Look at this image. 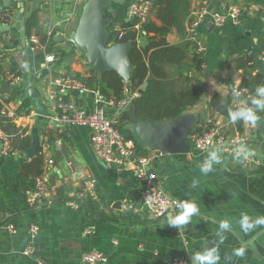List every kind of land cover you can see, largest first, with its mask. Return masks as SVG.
Returning <instances> with one entry per match:
<instances>
[{
    "label": "crops",
    "instance_id": "0c3cea01",
    "mask_svg": "<svg viewBox=\"0 0 264 264\" xmlns=\"http://www.w3.org/2000/svg\"><path fill=\"white\" fill-rule=\"evenodd\" d=\"M85 1L0 0V81L3 75L9 74L13 63L21 73L18 85H3L0 101L8 94L16 96L2 105L17 117L22 116L16 125L27 128L28 135H32L36 121L42 123L39 135L44 138L41 144L43 167L47 160L53 161L48 183L57 192L63 188L65 197L73 199L84 181L91 178L96 182L97 195L96 200H88L89 205L73 207L58 201L56 192L51 206L29 208L17 177L19 165L26 160L24 154L16 153L10 157L0 154V264H36V259L44 264H85L81 255L93 251L106 257L104 264H190V257L204 250L207 244L210 250H217L220 256L218 264H264V226H256L245 233L239 224L242 214L252 220L264 216L263 109H253L260 120L255 126L242 120V131L238 133L232 122L207 107L209 99L217 94L230 112L248 108L244 97L234 93L244 76L242 70L235 68L234 61L251 58L254 64L252 75L264 73V64L260 60L264 46V0H191V13L200 9L208 13L196 29L205 47L202 55L204 64L200 70L190 73L189 83L186 80L182 83L186 87L200 80L205 84V92L200 102L186 113L198 115L194 131L216 127L225 138L242 135L248 139L245 151L254 154L245 158L230 152L226 145H217L206 152L190 150L186 155H168L155 160L150 170L167 195L177 202H194L199 208L189 224L178 229L167 225V220L170 215L179 214V209L162 218H151L138 200L140 183L135 174L129 170L108 168L95 158L87 127L47 126L45 118L38 115L43 108L49 113L47 96L52 77L66 76L67 69L70 73L90 76L88 70L91 68L83 53L67 40L68 35L77 29ZM135 1L112 2L105 14L130 21L128 9ZM233 6L240 10L238 25L231 21H225L221 26L212 23L213 15ZM33 13H37L38 28L32 30L30 37H38L45 50L44 53H33L34 73H30L27 56L19 49L21 41L16 25L17 14H21L20 27L24 32L25 21ZM149 19L159 25L152 14ZM166 41L169 45H176L180 39L172 31ZM52 42L55 48H73V60L58 63L59 53L48 51ZM136 42L142 48L146 39L141 35ZM46 54L56 57L52 67L45 64ZM43 66L48 69L45 76L41 75ZM3 88H10V92L3 91ZM25 96L30 99L28 112L34 110L37 119H27L23 113L18 115ZM64 99L73 101L86 113L93 110L92 94L79 96L69 93ZM33 101L38 104L37 108H34ZM57 140L62 142L59 150L55 147ZM217 149L220 150L221 161L214 162L212 171L203 174L201 167L209 153ZM151 153L139 150L142 158ZM193 181H197L195 187ZM119 201L122 202V210L117 212L114 205ZM123 211L128 214L124 215ZM226 219L230 227L222 230L225 238L221 243L217 232L221 221ZM32 226L38 229L34 240L29 234ZM28 246L34 248L31 257L22 255ZM240 247L245 249L242 258L233 255L234 249Z\"/></svg>",
    "mask_w": 264,
    "mask_h": 264
},
{
    "label": "trees",
    "instance_id": "16d2710c",
    "mask_svg": "<svg viewBox=\"0 0 264 264\" xmlns=\"http://www.w3.org/2000/svg\"><path fill=\"white\" fill-rule=\"evenodd\" d=\"M152 6V15L159 23L157 25L153 20L148 19L140 25L138 32L133 31L136 21H124L118 16H111L108 13L109 24L107 31L109 33L110 44L127 43L136 41L141 35L146 39L144 47H133L129 59L133 67V76L129 84L126 85L117 74L106 72L98 76L91 69L88 70L90 76H81L78 73H70L66 70L65 75L79 80L90 91L98 92L106 99L122 98L126 89L135 93L144 83H147L143 93L133 101V118L136 120H154L169 121L186 113L201 100L205 92V84L200 80H195L191 84L183 87V80L189 83V75L192 71H198L202 68L204 61L201 55L196 54V45L186 39V27L190 23L191 0H148ZM3 20H7L1 17ZM118 25L123 35L118 39V33L114 32V26ZM38 28L37 13L31 14L25 21L24 35L29 38L32 30ZM172 31L179 37L180 42L176 45H169L166 37ZM55 31L53 32V34ZM49 52H58V63H67L75 57L73 48L68 50L55 48L53 42L48 47ZM264 53V46L262 48ZM234 66L244 72L242 82L237 87L247 92L245 104L248 108L255 109L251 103L253 98L259 99L256 89L264 86V73L257 72L252 75L254 64L251 58H241L234 61ZM8 75L21 76L16 70V64L13 63L9 74L3 75L0 81V92L3 85H7ZM16 98L14 94L6 95V99L0 101V128L9 138V156L13 153L24 154L30 146V135L27 128H21L14 121L1 116L3 110L2 103H8ZM209 110L223 116L230 122V111L227 109L223 99L214 94L208 101ZM30 109V99L28 96L22 98L18 115L28 114ZM264 122V109H263ZM130 119L125 113L122 116L117 128L125 139H133L132 132L129 129ZM233 123V122H232ZM238 133H241L242 118H238L233 123ZM137 145V144H136ZM139 148V147H138ZM139 150L144 151L139 148ZM43 156H36L31 160H24L17 169V177L21 183L24 192L33 189L35 181L42 174ZM58 201H75L81 207L89 205L88 201L79 202L75 197L69 199L65 197L64 189L58 192Z\"/></svg>",
    "mask_w": 264,
    "mask_h": 264
},
{
    "label": "built area",
    "instance_id": "2783aa9c",
    "mask_svg": "<svg viewBox=\"0 0 264 264\" xmlns=\"http://www.w3.org/2000/svg\"><path fill=\"white\" fill-rule=\"evenodd\" d=\"M152 14V6L148 0H137L129 6L128 17L130 21H136L133 31L138 32L140 25L147 21ZM208 15L205 9H200L190 13V23L186 27V39L194 42L196 45V54L203 55L205 47L197 35V27L200 22ZM240 10L238 7H230L223 13L215 14L212 17V23L215 26H221L225 21H231L234 25L239 24ZM114 32L118 33V39H121L123 32L118 25L114 26ZM30 49L33 53L45 50L44 45L36 36L28 39ZM45 64L52 67L56 62L55 55H45ZM260 60L264 64V53H261ZM6 80L9 87H14L19 83V77L8 75ZM49 94L47 96L49 104L48 118H45L47 126L57 124L60 127H76L84 126L90 131V147L95 158L106 165L108 168L132 171L139 180L140 188L138 191V200L144 210L149 212L155 218H162L167 214L174 213L177 209L176 200L167 195L160 185L155 173L150 170L155 160H159L168 156L160 151H151L148 157L139 155L138 146L132 141L125 139L119 132L117 126L122 116L128 112L131 102L137 97V93H132L128 89L125 90L120 99H106L98 92L90 91L79 80L68 77H55L49 81ZM72 93L79 96L92 94L93 110L86 113L79 105L73 101L65 100L64 96ZM234 93L242 97H247L245 90L234 89ZM245 99V98H244ZM2 117L16 121L21 117H17L13 111L3 106L1 112ZM25 118L37 119L34 110H30ZM53 123V124H51ZM19 127V126H18ZM21 127V126H20ZM41 139V144L42 140ZM193 146L191 150L198 152H206L217 145H226L230 152L237 153L236 149L241 145L247 146L248 139L242 135L225 138L220 134V130L216 127H206L199 131H194L191 137ZM45 140L43 144H45ZM0 154L2 157H8L9 154V138L0 128ZM61 140L55 141L57 150L61 149ZM42 147V146H41ZM16 153L11 154L14 155ZM53 161L47 160L42 169V174L35 181V186L31 190L24 192L25 204L29 208H39L41 206H51L54 203L56 189L52 187L48 180L50 178V170L53 168ZM74 197L79 202L88 200H96V182L93 179H86L82 188ZM73 207H80L75 201L65 202ZM9 231L13 233L12 229ZM31 240H34L38 234L36 226H32L29 231ZM34 254L32 246L26 247L22 255L31 257ZM81 261L85 264H104L106 257L100 252H89L81 255ZM36 264H44L41 260L36 259ZM178 264H185L180 262Z\"/></svg>",
    "mask_w": 264,
    "mask_h": 264
},
{
    "label": "water",
    "instance_id": "95a60500",
    "mask_svg": "<svg viewBox=\"0 0 264 264\" xmlns=\"http://www.w3.org/2000/svg\"><path fill=\"white\" fill-rule=\"evenodd\" d=\"M116 1L86 0L82 8L77 29L68 35L67 40L83 53L85 62L98 76L106 72H113L128 85L133 76V67L129 59V54L132 48L137 46V42L117 43L109 46V33L107 31L109 21L105 17V11L109 10L111 3ZM17 21L16 29L19 32L21 41L19 49H22L27 56V70L30 73H34V55L20 27V23L22 22L21 14H17ZM47 73L48 69L43 66L41 75L45 76ZM146 86L147 83H144L137 90V97L143 93ZM3 91L9 93L10 88H3ZM30 97L34 99L32 98L33 96ZM133 101L129 106L127 115L130 119L129 128L138 147L148 151H160L167 155H186L190 153L191 147L193 146L191 137L198 121L197 114L184 113L173 120L163 122L136 120L132 115L134 108ZM33 104L34 108H37L38 104L35 101H33ZM38 115L44 118H48L49 116L44 108L42 111H38ZM41 125V122L36 121L35 127L32 130L30 146L24 152L27 160L41 155V137L39 135ZM53 125L58 126L57 124ZM244 150H246V147ZM242 161L243 159H241ZM114 209L117 212L121 211L122 202H116ZM123 214L127 215L128 212L123 211ZM151 218H153L152 215ZM209 247L207 244L204 250L198 251V254L202 255ZM196 255L190 257V264H194L193 257Z\"/></svg>",
    "mask_w": 264,
    "mask_h": 264
},
{
    "label": "clouds",
    "instance_id": "9594fccd",
    "mask_svg": "<svg viewBox=\"0 0 264 264\" xmlns=\"http://www.w3.org/2000/svg\"><path fill=\"white\" fill-rule=\"evenodd\" d=\"M256 94L259 99L253 98L251 103L255 106L256 110L264 109V86H260L256 89ZM230 119L233 123L237 121L238 118H242L243 121L249 123L252 126H255L257 121L260 120V117L256 115V112L253 108H243L235 112L229 113ZM219 149L211 151L207 160L205 161L204 165L201 167L200 171L203 174H207L212 171V165L214 162H220L221 156L219 154ZM237 156H244L247 158L248 156L253 155L251 151H245L244 146L241 145L239 148L236 149ZM197 181H193V187H195ZM176 207L179 209V214L175 216H169L167 220V225L176 227L177 229L189 224L191 218L194 214L199 212V208L194 202L190 201H178L176 202ZM241 229L247 233L253 230L256 226H264V216L257 217L256 219L252 220L248 215L242 214V217L239 221ZM230 222L229 220L221 221L219 228L220 231L217 233L219 234V241L222 243L224 240V235L222 230L229 229ZM245 254V249L243 247L234 249L233 255L238 258H242ZM226 259H231V257H226ZM220 260V256L215 249L207 250L202 255L197 254L193 257L194 264H218Z\"/></svg>",
    "mask_w": 264,
    "mask_h": 264
},
{
    "label": "rangeland",
    "instance_id": "374dc122",
    "mask_svg": "<svg viewBox=\"0 0 264 264\" xmlns=\"http://www.w3.org/2000/svg\"><path fill=\"white\" fill-rule=\"evenodd\" d=\"M113 45V44H112ZM137 92V91H136Z\"/></svg>",
    "mask_w": 264,
    "mask_h": 264
}]
</instances>
